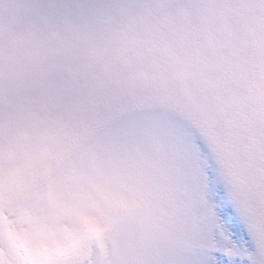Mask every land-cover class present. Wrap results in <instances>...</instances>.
Instances as JSON below:
<instances>
[{"label": "snow or ice", "instance_id": "1", "mask_svg": "<svg viewBox=\"0 0 264 264\" xmlns=\"http://www.w3.org/2000/svg\"><path fill=\"white\" fill-rule=\"evenodd\" d=\"M0 264H264V0H0Z\"/></svg>", "mask_w": 264, "mask_h": 264}]
</instances>
